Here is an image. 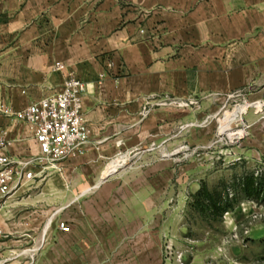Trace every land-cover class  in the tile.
<instances>
[{
	"label": "crops",
	"instance_id": "crops-1",
	"mask_svg": "<svg viewBox=\"0 0 264 264\" xmlns=\"http://www.w3.org/2000/svg\"><path fill=\"white\" fill-rule=\"evenodd\" d=\"M68 73L88 84L90 136L82 154L52 171L73 206L66 231L52 223L51 250L36 264H118L129 256L153 264L172 213V175H158L150 155L152 145L172 141L166 100L208 103L242 89L264 101V0H0L5 152L18 158L37 145L4 111L59 91ZM246 117L255 123L253 111ZM126 150L148 153L115 171L117 159L107 172Z\"/></svg>",
	"mask_w": 264,
	"mask_h": 264
},
{
	"label": "rangeland",
	"instance_id": "rangeland-1",
	"mask_svg": "<svg viewBox=\"0 0 264 264\" xmlns=\"http://www.w3.org/2000/svg\"><path fill=\"white\" fill-rule=\"evenodd\" d=\"M107 67L112 69L113 62ZM220 99L216 95L208 103L198 96L166 100L175 114L172 141L167 148L152 145L150 155L154 159L151 167L154 165L158 175L165 170L172 175L171 193L167 195V209L171 206L172 213L167 215L166 234L161 236L160 259L153 264H264V206L240 192L236 194L241 177H264V101L249 100L242 89ZM244 102L252 105L242 112L236 110ZM249 111L255 116L254 124L246 117ZM1 121L0 137L6 131ZM145 153L121 151L108 164L121 159L122 166L115 169L118 171ZM52 171L11 197H0V223L11 232L0 243L3 264H36L38 256L52 247L49 228L44 247L38 248L51 215L57 212L53 224L67 222L73 205L64 193L65 184L62 182L60 189ZM204 182L211 191L227 193L232 201L233 207L220 218L206 216L196 206V195ZM118 264L138 262L129 256Z\"/></svg>",
	"mask_w": 264,
	"mask_h": 264
},
{
	"label": "built area",
	"instance_id": "built-area-1",
	"mask_svg": "<svg viewBox=\"0 0 264 264\" xmlns=\"http://www.w3.org/2000/svg\"><path fill=\"white\" fill-rule=\"evenodd\" d=\"M59 68H63L62 65ZM88 84L73 73L66 75L62 88L38 101L22 108L4 113L15 123L24 126L33 133L37 152L14 158L5 152L10 145L7 132L0 137V197H11L21 188L31 185L48 170H59L62 162L82 154L90 136V129L83 114V99ZM121 158V157H120ZM113 159L108 164L117 160ZM122 166V165H121ZM117 166V169L121 167ZM56 213L52 214L44 228L39 249L45 245V235L52 226ZM57 228L66 231V221H57ZM7 232L0 223V243ZM0 264L3 261L0 260Z\"/></svg>",
	"mask_w": 264,
	"mask_h": 264
},
{
	"label": "trees",
	"instance_id": "trees-1",
	"mask_svg": "<svg viewBox=\"0 0 264 264\" xmlns=\"http://www.w3.org/2000/svg\"><path fill=\"white\" fill-rule=\"evenodd\" d=\"M237 192L242 193L246 198L255 200L264 206V177L248 174L241 177L237 183ZM236 189V188H235ZM196 206L206 216L220 218L229 208H232V201L227 193L211 191L207 184L202 183L201 190L197 193Z\"/></svg>",
	"mask_w": 264,
	"mask_h": 264
},
{
	"label": "bare ground",
	"instance_id": "bare-ground-1",
	"mask_svg": "<svg viewBox=\"0 0 264 264\" xmlns=\"http://www.w3.org/2000/svg\"><path fill=\"white\" fill-rule=\"evenodd\" d=\"M247 105H248V102H244V103H242V104L236 106L235 108H236V110H238V111L241 110V112H242V111L247 107ZM234 110H235V109H234ZM232 113H233V112H232ZM230 118H232V114L230 115Z\"/></svg>",
	"mask_w": 264,
	"mask_h": 264
}]
</instances>
